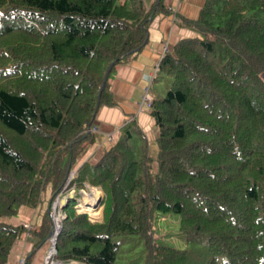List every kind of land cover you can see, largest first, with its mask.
<instances>
[{
    "label": "trees",
    "instance_id": "trees-1",
    "mask_svg": "<svg viewBox=\"0 0 264 264\" xmlns=\"http://www.w3.org/2000/svg\"><path fill=\"white\" fill-rule=\"evenodd\" d=\"M155 11L168 12L163 0H0V264L26 232L9 220L17 207H35L47 186L52 199L71 169L58 259L113 264L112 236L139 233L143 264H264V0H204L182 20L196 34L159 60L171 80L148 104L154 154L131 119L78 163L98 107L114 103L108 74L144 45ZM85 183L102 191L95 220L75 209ZM49 212L33 224L37 244ZM166 212L186 247L152 239Z\"/></svg>",
    "mask_w": 264,
    "mask_h": 264
},
{
    "label": "crops",
    "instance_id": "crops-1",
    "mask_svg": "<svg viewBox=\"0 0 264 264\" xmlns=\"http://www.w3.org/2000/svg\"><path fill=\"white\" fill-rule=\"evenodd\" d=\"M163 1L168 12L155 11L150 16L147 25V39L144 45L135 56L125 58L108 74V89L114 103L98 107L92 122V125L96 126V131L93 133L94 140L87 146L78 163L81 160H89L91 162L97 160L101 153L110 145L108 135L111 134L113 140H115L119 136L116 137L119 128L131 117L145 134L148 142H150L149 145L151 146L154 143L152 141L154 140V119L150 114L148 104L142 101V95H144L147 85L148 97H161L168 85L167 83L163 85L158 81L155 82L157 73H155L149 84L146 77L148 73L154 70V66L159 60L158 50L162 41H167L168 48L171 51L174 43L180 38L196 34L190 27L174 20L172 10L182 20L185 18H196L204 2V0ZM152 2L153 0H144L146 6H149ZM154 145L156 149V144L154 143ZM11 218L17 217L13 216ZM22 241L20 238L12 246L10 261L12 260L13 262H10V264H15V260L22 256L25 249L30 251L33 247L34 240L24 243Z\"/></svg>",
    "mask_w": 264,
    "mask_h": 264
},
{
    "label": "rangeland",
    "instance_id": "rangeland-1",
    "mask_svg": "<svg viewBox=\"0 0 264 264\" xmlns=\"http://www.w3.org/2000/svg\"><path fill=\"white\" fill-rule=\"evenodd\" d=\"M157 73V79L155 82H160L161 84L167 83V85L170 84V76L167 75L164 72L156 71ZM159 79V80H158ZM120 131L117 132L116 137L119 135ZM135 137V136H134ZM133 137V139H134ZM132 139V144L135 145V142ZM154 143L151 144L150 146V151L152 154L155 153V148H154ZM104 149V148H103ZM70 172V171H69ZM69 175V174H68ZM71 183V179H70ZM72 184V183H71ZM92 188L87 186H83L81 188V191H85L83 194H80L82 198H85L86 196H92L94 198L93 205H91L93 212H95L96 215L93 217H97L101 215V209L95 204H97V198H100L99 193H102L101 189L97 186H92ZM76 191V187L74 188ZM99 190V191H98ZM49 188L48 186L43 189L41 192L40 200L37 203L35 207H29L25 205H21L17 207V211L13 216H16L17 218H11L9 220L12 222H19L24 224L26 227V232L25 235L21 238L23 240L22 242H30L36 241V246L33 244V247L31 248L30 251L28 249L23 252L22 256L18 257L17 260H15V264H18V260L21 258L23 259V264H25L26 257L29 255L31 256L30 261L28 264H46V258L48 255L49 248L52 244L50 243V236L47 234V237L43 239V241L40 244H37V236L32 234V230L34 229L33 224L36 222L41 221L42 213L44 210H46L49 206L52 207L51 203L53 199L58 195V198L60 199L63 195H66L64 193H60V191L50 199V193H49ZM69 191V190H67ZM66 191V192H67ZM68 193V192H67ZM79 195V196H80ZM97 196V197H96ZM85 200V199H82ZM91 201V202H93ZM59 205V204H58ZM54 207V209L50 210V219H51V226L50 229H53V224L55 225L54 230L57 229L55 220H54V215H60L63 216L62 210L59 208V206ZM98 205V204H97ZM61 207L62 206V201H61ZM102 206V205H100ZM46 208V209H45ZM83 208V207H82ZM98 217V218H99ZM61 218V217H60ZM62 219V218H61ZM179 216L176 213L172 212H166V213H157L154 217L153 224H152V239L154 241L161 243V244H167L170 246L174 247H186L187 243L185 240V234L180 230L179 228ZM60 221V220H59ZM58 221V223H59ZM25 222V223H24ZM18 224V223H16ZM49 233V232H48ZM112 238L116 241L119 242L116 258L113 262V264H143V258H144V237L139 234V233H116L112 236ZM20 239V238H18ZM16 239V240H18ZM16 240L14 241V244L17 243ZM13 244V245H14ZM37 247V248H36ZM30 252V253H29ZM51 252V251H50ZM29 253V254H28ZM51 263L56 264V263H61V264H83L75 260H69V261H63L61 259H58L55 257V252L51 253V256L49 258ZM11 263L13 262L12 260L10 261ZM47 263V264H51Z\"/></svg>",
    "mask_w": 264,
    "mask_h": 264
},
{
    "label": "built area",
    "instance_id": "built-area-1",
    "mask_svg": "<svg viewBox=\"0 0 264 264\" xmlns=\"http://www.w3.org/2000/svg\"><path fill=\"white\" fill-rule=\"evenodd\" d=\"M172 17L174 18V20H176V21H180V18L175 14V13H173V15H172ZM168 51V43H167V41H162L161 42V45H160V47H159V50H158V54H159V60H160V58H162L163 57V55L166 53ZM158 60V61H159ZM157 66H158V62H156V64H155V66H154V70H153V72H151L150 74H148V76L146 77L149 81L153 78V76H154V73H155V71L157 70ZM142 101H145L147 104H149V101H150V98L147 96V87H145V93H144V95H142ZM92 130H95V127H92L91 128ZM109 139H111V136L109 137ZM73 171H71L70 173H69V179L73 176ZM68 179V180H69ZM70 190L71 191H74V187L72 186V187H70ZM59 204V198H58V195L54 198V200H53V206H57ZM79 206L81 207V203L78 201L77 203H76V210L77 211H79V210H81V208H79ZM60 217H62V216H60ZM18 264H23V259H19L18 260Z\"/></svg>",
    "mask_w": 264,
    "mask_h": 264
},
{
    "label": "bare ground",
    "instance_id": "bare-ground-1",
    "mask_svg": "<svg viewBox=\"0 0 264 264\" xmlns=\"http://www.w3.org/2000/svg\"><path fill=\"white\" fill-rule=\"evenodd\" d=\"M97 197V196H96ZM94 198L95 197H92V196H86L85 198H82V199H85V200H82L81 202H82V207H83V209L84 210H87L89 213H90V215L93 217L94 215H96L95 214V212H93V209H92V207H91V205L93 204V203H95L93 200H94ZM91 201H93V202H91ZM95 218V217H94ZM54 222H55V224H56V226H57V224H58V221L60 220V215H54ZM51 251V252H50ZM53 252V247H52V244H51V246H50V248H49V251H48V255H47V258H46V264L47 263H51L52 261H50L49 260V258H50V256H51V253ZM51 264H53V263H51ZM56 264H59V263H56ZM61 264V263H60Z\"/></svg>",
    "mask_w": 264,
    "mask_h": 264
},
{
    "label": "water",
    "instance_id": "water-1",
    "mask_svg": "<svg viewBox=\"0 0 264 264\" xmlns=\"http://www.w3.org/2000/svg\"><path fill=\"white\" fill-rule=\"evenodd\" d=\"M107 77V72L106 74L104 75V80L105 78ZM101 87H103V84L101 85ZM70 199H74V194L72 192H68L66 195H63L60 199V201H62V205L63 204H66L70 201ZM62 209V207H61ZM92 218V217H91ZM59 225L60 223L57 224V229L56 230H53V229H50L49 230V235H51V239H52V247H53V252L55 251V237H56V234L58 232V228H59ZM55 227V225L53 224V228Z\"/></svg>",
    "mask_w": 264,
    "mask_h": 264
}]
</instances>
